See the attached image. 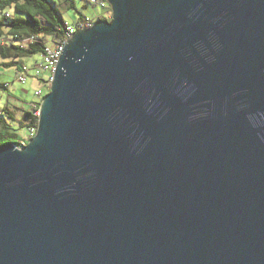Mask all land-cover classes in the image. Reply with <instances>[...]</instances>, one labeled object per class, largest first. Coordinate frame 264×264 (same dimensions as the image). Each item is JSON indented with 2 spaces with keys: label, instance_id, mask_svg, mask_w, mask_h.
I'll return each mask as SVG.
<instances>
[{
  "label": "water",
  "instance_id": "95a60500",
  "mask_svg": "<svg viewBox=\"0 0 264 264\" xmlns=\"http://www.w3.org/2000/svg\"><path fill=\"white\" fill-rule=\"evenodd\" d=\"M107 2L0 146V264H264V0Z\"/></svg>",
  "mask_w": 264,
  "mask_h": 264
},
{
  "label": "trees",
  "instance_id": "16d2710c",
  "mask_svg": "<svg viewBox=\"0 0 264 264\" xmlns=\"http://www.w3.org/2000/svg\"><path fill=\"white\" fill-rule=\"evenodd\" d=\"M73 5V0H0V37L7 40L4 45H0V58L4 60L0 65L17 64V58L35 54H40L41 61L46 36H50L53 42L64 39L68 24L62 16L61 6L71 8ZM105 19L104 16H98V20ZM20 64L17 65L16 79L23 66H27L22 62ZM29 72L30 68L27 67V76ZM7 84L0 82V88L5 89ZM39 105L40 101L33 102L32 107L24 110L19 118H16L12 107H0V146L5 143L19 145L29 140L25 136L21 137L18 130L26 128V132L30 133L36 128L39 114L35 111Z\"/></svg>",
  "mask_w": 264,
  "mask_h": 264
},
{
  "label": "rangeland",
  "instance_id": "374dc122",
  "mask_svg": "<svg viewBox=\"0 0 264 264\" xmlns=\"http://www.w3.org/2000/svg\"><path fill=\"white\" fill-rule=\"evenodd\" d=\"M92 1L93 2L90 3V0H73V7L67 8L61 6V13L67 24L76 27L77 19L82 18L83 16H90L93 21L97 20L96 16H108L110 5L101 8L96 5L95 0ZM104 1L108 4L107 0ZM111 18L112 10L106 20H111ZM44 39L48 46H55V42H53L50 36H46ZM3 61L4 60L0 58V62ZM16 61L17 64L10 66L0 65V78L8 83L5 89L0 88V107L1 104H4L6 101L9 102L11 104L10 107L15 111L16 118H19L24 110L31 107L33 101L41 102L42 97L49 91V89L48 86L41 81V79H44L46 76L43 71L40 70L39 75L36 76L37 78L35 77V71L38 69L35 64L40 62V54L17 58ZM20 62L25 63L27 67L30 68L29 75L24 83H21L16 79L17 65H21ZM38 89H42L41 95L36 93ZM16 125L18 126V123H16ZM26 131V128H22L18 130V133L21 137H27L29 133Z\"/></svg>",
  "mask_w": 264,
  "mask_h": 264
},
{
  "label": "built area",
  "instance_id": "2783aa9c",
  "mask_svg": "<svg viewBox=\"0 0 264 264\" xmlns=\"http://www.w3.org/2000/svg\"><path fill=\"white\" fill-rule=\"evenodd\" d=\"M93 1L90 0V3H92ZM95 3L97 6L101 7V8H105L107 6H109V4H107L104 0H95ZM111 12V8L109 6V14ZM108 16H104V18H108ZM102 16V15H101ZM97 20H98V16H96ZM105 19V20H106ZM95 20V21H97ZM95 21H93L92 17L90 16H83L82 18H79V20L77 19V25L76 27L71 26V25H67L66 27V31H65V35H64V39L62 41L59 42H55V46L54 47H50L46 44L45 50L41 56V61L36 65L38 67V69L35 71V76H38L40 73V70L43 71L46 76L43 79V84H46L47 86H49V84L51 83L52 79H53V72L55 70L57 61H58V57L63 49V45L66 41L67 38H69L70 36H72L78 29H84V28H88L90 26H92ZM7 42V40L5 38L0 37V45H4ZM27 66H23L22 71L18 74L17 76V80L20 81L21 83H24L26 81L27 78ZM36 93L38 95L42 94V90L38 89L36 91ZM39 111L36 110L35 113H38ZM36 132V128L32 129L30 131V133L27 135V139L32 138L35 135ZM26 143L21 142L19 146H22Z\"/></svg>",
  "mask_w": 264,
  "mask_h": 264
},
{
  "label": "crops",
  "instance_id": "0c3cea01",
  "mask_svg": "<svg viewBox=\"0 0 264 264\" xmlns=\"http://www.w3.org/2000/svg\"><path fill=\"white\" fill-rule=\"evenodd\" d=\"M35 77H36V76H35ZM33 78H34V77H33ZM36 78H37V77H36ZM36 78H35V79H36ZM38 79H39V78H38ZM39 80H40V79H39ZM0 82H5V81L2 80V79L0 78ZM41 90H42V89H41ZM33 102H36V101H33ZM33 102H32V103H33ZM32 103H31V107H32ZM3 105L11 106V104H10L9 102H7V101H6L4 104H1V106H3ZM31 107H30V108H31ZM30 108H29V109H30Z\"/></svg>",
  "mask_w": 264,
  "mask_h": 264
}]
</instances>
